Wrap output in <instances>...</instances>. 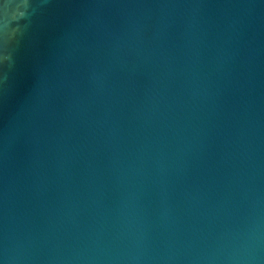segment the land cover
I'll return each mask as SVG.
<instances>
[{"label":"water","instance_id":"water-1","mask_svg":"<svg viewBox=\"0 0 264 264\" xmlns=\"http://www.w3.org/2000/svg\"><path fill=\"white\" fill-rule=\"evenodd\" d=\"M0 264H264V0H0Z\"/></svg>","mask_w":264,"mask_h":264}]
</instances>
